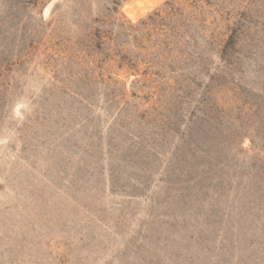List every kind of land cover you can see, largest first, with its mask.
Masks as SVG:
<instances>
[{
	"label": "rangeland",
	"instance_id": "374dc122",
	"mask_svg": "<svg viewBox=\"0 0 264 264\" xmlns=\"http://www.w3.org/2000/svg\"><path fill=\"white\" fill-rule=\"evenodd\" d=\"M0 264H264V0H0Z\"/></svg>",
	"mask_w": 264,
	"mask_h": 264
}]
</instances>
